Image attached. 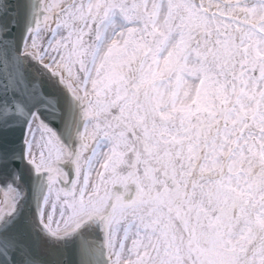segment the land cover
I'll use <instances>...</instances> for the list:
<instances>
[{"label": "snow or ice", "instance_id": "snow-or-ice-1", "mask_svg": "<svg viewBox=\"0 0 264 264\" xmlns=\"http://www.w3.org/2000/svg\"><path fill=\"white\" fill-rule=\"evenodd\" d=\"M0 264H264V0H0Z\"/></svg>", "mask_w": 264, "mask_h": 264}]
</instances>
